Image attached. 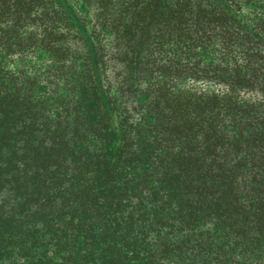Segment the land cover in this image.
Segmentation results:
<instances>
[{
	"label": "trees",
	"instance_id": "1",
	"mask_svg": "<svg viewBox=\"0 0 264 264\" xmlns=\"http://www.w3.org/2000/svg\"><path fill=\"white\" fill-rule=\"evenodd\" d=\"M86 1L0 0V264H264V0Z\"/></svg>",
	"mask_w": 264,
	"mask_h": 264
},
{
	"label": "rangeland",
	"instance_id": "2",
	"mask_svg": "<svg viewBox=\"0 0 264 264\" xmlns=\"http://www.w3.org/2000/svg\"><path fill=\"white\" fill-rule=\"evenodd\" d=\"M70 3L74 7V9L78 12V14H80L86 18L87 25H89L93 22V13L92 12L94 10V7H90L89 2H87L86 0H70ZM240 15H241L240 24L243 25V27H247V29H249L252 26L259 25L261 28H264V15L251 12L248 9H243L240 12ZM40 51H41V53L44 54L43 55L41 53H38V54H40V57L47 55L46 53L43 52L42 49H40ZM25 52H24V54H25ZM35 56H37V55L35 54Z\"/></svg>",
	"mask_w": 264,
	"mask_h": 264
}]
</instances>
